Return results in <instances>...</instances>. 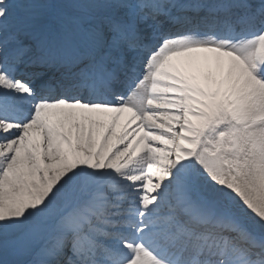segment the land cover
I'll list each match as a JSON object with an SVG mask.
<instances>
[{
	"label": "snow or ice",
	"instance_id": "6c2138e0",
	"mask_svg": "<svg viewBox=\"0 0 264 264\" xmlns=\"http://www.w3.org/2000/svg\"><path fill=\"white\" fill-rule=\"evenodd\" d=\"M0 264H264V0H0Z\"/></svg>",
	"mask_w": 264,
	"mask_h": 264
}]
</instances>
